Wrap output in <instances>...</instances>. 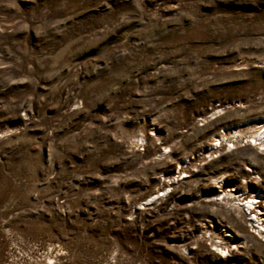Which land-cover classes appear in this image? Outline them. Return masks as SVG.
<instances>
[{"label":"rangeland","instance_id":"rangeland-1","mask_svg":"<svg viewBox=\"0 0 264 264\" xmlns=\"http://www.w3.org/2000/svg\"><path fill=\"white\" fill-rule=\"evenodd\" d=\"M261 119L264 0H0V264H264Z\"/></svg>","mask_w":264,"mask_h":264},{"label":"bare ground","instance_id":"bare-ground-1","mask_svg":"<svg viewBox=\"0 0 264 264\" xmlns=\"http://www.w3.org/2000/svg\"><path fill=\"white\" fill-rule=\"evenodd\" d=\"M257 123H258V126L256 128L255 133L259 136L264 135V120L261 119ZM241 128L242 126L235 125V126H231L227 129L222 130L218 134V136L215 138L216 142L220 143L221 139L225 138V136L228 135L229 133H233V134L240 133ZM253 140L255 141L256 139L254 138ZM261 145H264V142H262ZM232 195H235V194H232V193L228 194V196H232ZM258 197L259 196L257 194V195H253L249 197L248 196L241 197V198L237 197V199L241 201L242 206L246 210H248V216H249L252 226L255 223L257 226H253V227L255 228L256 231L259 232V234H261L260 230L264 231V205H261V204L257 205L256 202L259 201Z\"/></svg>","mask_w":264,"mask_h":264}]
</instances>
